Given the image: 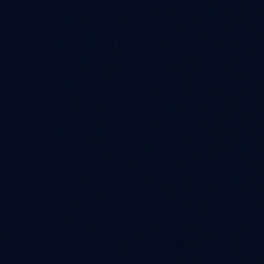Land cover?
Wrapping results in <instances>:
<instances>
[{
    "label": "water",
    "instance_id": "obj_1",
    "mask_svg": "<svg viewBox=\"0 0 264 264\" xmlns=\"http://www.w3.org/2000/svg\"><path fill=\"white\" fill-rule=\"evenodd\" d=\"M0 264H264V0H0Z\"/></svg>",
    "mask_w": 264,
    "mask_h": 264
}]
</instances>
